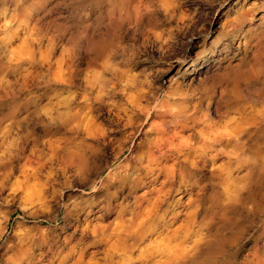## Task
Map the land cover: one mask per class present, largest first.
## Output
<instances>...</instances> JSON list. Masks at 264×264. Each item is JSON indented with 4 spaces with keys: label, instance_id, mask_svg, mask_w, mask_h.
I'll use <instances>...</instances> for the list:
<instances>
[{
    "label": "rangeland",
    "instance_id": "obj_1",
    "mask_svg": "<svg viewBox=\"0 0 264 264\" xmlns=\"http://www.w3.org/2000/svg\"><path fill=\"white\" fill-rule=\"evenodd\" d=\"M218 74L230 86L239 83L227 86L234 100L221 109L243 122L247 113L257 118L242 153L253 158L254 148L260 147L258 155L264 151V0H0V228L6 227L0 252L17 225L44 230L65 252L79 237L90 240L89 228L85 234L80 229L97 214H105V222L129 216L140 202L134 195L149 184L124 177L134 163L133 144L142 139L135 130L144 124L131 101L141 95V103L161 109L169 103L174 111L200 100L204 109L212 97L208 108L216 117ZM124 113L138 124L127 125ZM82 117L92 120L87 128ZM242 154L237 162L227 153L214 157L215 167L231 164V178L245 185L240 197L225 189L227 180L210 177L211 164L196 157V184L169 199L174 205L182 200L171 207L179 215L169 229L181 223L197 193V220L213 217L202 230L205 247L186 264H264V168L250 169ZM80 157L87 161L85 177L75 173ZM86 246L85 258L93 252L102 260V247ZM139 246L126 264H151L141 259ZM119 255L114 264L124 263Z\"/></svg>",
    "mask_w": 264,
    "mask_h": 264
},
{
    "label": "bare ground",
    "instance_id": "obj_2",
    "mask_svg": "<svg viewBox=\"0 0 264 264\" xmlns=\"http://www.w3.org/2000/svg\"><path fill=\"white\" fill-rule=\"evenodd\" d=\"M214 76L217 77V79L219 80L218 83L220 85V89L217 87L219 89L218 98L215 100V104H216L215 107H217L215 111L216 117L211 116L210 110L208 108L210 102L212 101V97L207 98L208 102L204 109H202V106H204L202 105V100L197 101L198 103L194 102L195 104L193 105L192 108L185 107L186 104H182V103L181 105H185V106L181 107V105L179 104L180 102L178 103L180 106L177 107L175 106V103L172 104L173 102H171V104L175 106V108L176 107L178 108V109H175L174 111L167 108L168 105H169V108L170 107L172 108V106L169 103L165 109L159 108L160 106L158 107V105L156 104L151 105V103H149V100H147V103L145 104L141 103V100H139L140 99L139 96L141 97V95H139L138 97L134 96L135 98L131 101L130 103L131 110L137 112V114L139 113L140 116L141 115L143 116L144 124L142 126L139 125L140 127L135 130L137 135L139 134L142 135V139L140 142L133 144V147L135 148V149L133 148L135 157L132 155L134 157V160L133 159L132 160L134 161V163L133 165H129V166L127 165L125 167L124 177L130 178V176L132 175V178L130 179H132L136 183H141L143 182L142 180L144 178H147V181L145 180L144 182L149 183L147 189H144L141 191V193L134 195L135 201L140 200L137 206H135L137 207V209H133V211L131 212L129 211L130 212L129 216L127 217L124 216L125 218L123 219L122 218L116 219L117 221L115 220L114 222H112L111 219H110L111 222L110 221L105 222L104 218H106V215L97 214L96 220H94L95 222L90 223V221H87L85 222L86 225H84V227L80 229L85 234L86 230L84 231L83 228H89L88 230L90 231V234H91V238H89L90 240L82 242L83 239L81 240L79 237L77 242L73 244L71 243V245H69V247L67 248L65 252H63L64 250L62 251L61 249H59L58 246L55 244L56 239L54 241L53 240L54 237L53 238L50 237L49 233H46L44 230H40L39 228H30V227L26 228V227L17 225L14 230L12 229L13 230L12 235L6 240L7 242L6 246L0 252V264H114V260L117 259V258L115 259V253H118L119 255L120 254L119 252H121V255H119V257L121 256L120 259L124 261L123 264H126V262L130 261V254H132L131 248L133 247L137 248V246H139V244L143 243L145 240H147L145 244L143 246L142 245L139 246L141 248H140V251L138 250L139 256L145 262L151 261V264H181L183 262L185 263L186 260H189L188 262L194 261L200 255L202 248L205 247L204 245L206 244L207 234L204 233L203 231L208 229V228L205 229L204 225L207 223L205 219L208 220L207 218L209 217L207 218L201 217L202 216L201 215L200 217L202 218L201 219L202 221L197 220L196 214L198 211L199 202L197 201L198 203H196V200H199L200 198L198 197L197 195L198 193H197L195 194L193 198L192 197L190 198V203H189L190 209L186 212V214L184 212L185 217L182 219L181 223H178L179 225H177L176 227L172 229H169L167 228V225L170 224L171 222L176 221L179 215V210L175 211V208L171 209V207L178 206V205L180 206L182 202V200H179V197H178L177 200L174 201L175 202V205H174V204H171L169 199L172 198V194L174 191H177V190L181 191V188L191 189L196 184L197 181L195 180V172H196L195 170L198 168V165L196 164L197 162L196 157H198L199 160H203L204 165L206 164L208 165V163L211 164L210 165V173H211L210 177L215 176L217 179H221L222 183H224L227 180L225 189L227 190L229 188L231 189L230 193H233L235 196L236 195L238 196L240 193V196H241L240 190L246 187H244L245 185L243 184L238 186L236 184L237 182L236 179H234L235 177L231 178V167H230L231 164L228 165L227 163L226 165L225 163L223 165L220 164L221 166L215 167L214 157L221 155L222 153H227L228 156H233L234 161L237 162L241 154L244 152L243 147L247 145L244 142V140H246L245 136H253L252 134L256 133V124H257L256 116L253 117L249 113L246 114V116L244 117L246 120L243 122L235 117L228 116L226 111L221 109V105L224 102H229V100H231L234 97V96L228 97L227 89H229L230 87H231L230 89H237L239 88V83L232 82V86H230L224 83V80L222 79L223 74H218ZM216 77H215V80H216ZM227 86H230V87L227 88ZM141 90L142 89H140L139 92H141ZM236 91L233 90L232 92L235 93ZM237 93L239 92L237 91ZM87 95L89 94L87 93ZM127 99L129 98L127 97ZM162 105L164 107V103H162ZM88 107H91V106L88 105ZM126 108L128 107H125V109ZM76 110H77V107H76ZM77 111L79 113L80 111L79 108ZM128 112H130V110ZM198 112L200 113L198 114ZM133 114L135 113L133 112ZM126 116H127L126 120L128 122L127 121L125 122H127V125H133V121H134L133 119H135V117L133 115H126ZM152 117L159 118L158 122L156 123V121H154L156 119H152ZM167 117H170V119L167 120ZM261 118L260 120H262ZM91 121L92 120L88 117L86 118L82 117L80 122L83 124L85 123V126H86V125H90ZM136 123L137 122H135V124ZM91 124L93 125V123ZM252 125L255 126L254 129ZM76 127H78V124ZM246 127L248 128L246 129ZM262 130L264 131V129ZM246 131L248 132L246 133ZM260 136H261V133H260ZM254 139L253 141H255ZM119 144H120L119 146H124L123 142L120 143L119 141ZM258 144L260 145V143ZM251 145L249 144V146ZM263 147L261 146L262 149ZM121 149L123 148L120 147V150ZM252 149L253 148L249 150L251 151ZM255 149L256 148H254L253 151H251L253 153L249 151L250 154L254 155L253 158H250L249 155L246 154L251 160V162L249 161L251 163L249 165L251 166L250 169L253 170L256 168V166L257 168L260 166V168L263 169L264 168V156L260 154H262L264 151H262V153H260L259 154L260 156H259L258 152H254L258 149L256 150ZM118 150L116 152H118ZM122 151L123 150L120 151L118 156L123 153ZM71 157L72 156H70V158ZM81 157L78 161L76 160L77 161L76 167L78 169H75L77 171L75 173L76 175L78 174L79 177H85L84 176L85 172H87L86 169H88L87 161L86 159L81 158ZM242 157H243V154H242ZM178 158L180 159L179 162L176 161L178 160ZM243 158L247 159L246 156ZM69 159H67V161H70ZM73 159L75 162V158ZM73 159H71L70 163H72ZM171 160L172 162H169ZM248 160L249 159H247V161ZM115 172L111 175H114L116 177V175H118L119 173L116 174ZM243 174H245V172ZM240 177H242V174ZM246 178L244 177V179ZM157 182H158V185H157ZM218 182L220 181L218 180ZM243 182L244 180L242 181V183ZM222 183H219V184H222ZM247 183H249V181ZM123 188H124V185H123ZM116 192L117 190L115 191V193ZM200 193H199V196L201 195ZM231 197L233 199V196ZM219 201L222 202L223 200H219ZM143 202H146V204H143ZM224 202L225 201H223V203ZM76 208H77V204L74 202V204L71 205V207L68 209L66 214L70 216V214L71 213L73 214V211L74 209L76 210ZM168 214H169V218H168L169 222L165 221V218L168 217L167 216ZM211 215L212 214H210V216ZM212 218L210 217L209 219H212ZM161 223L163 224V226H166L165 228L167 229L165 231L161 229V226H162V225L160 226ZM198 225H199L200 230L197 228ZM5 233H6V227L5 228L1 227L0 228V239H2ZM148 235L150 236V238L147 239ZM128 236H131L132 242L130 243L129 241H127L129 242V244L127 245L123 241ZM192 236L193 237L195 236V238H193ZM189 238L192 239L191 243L190 241H188ZM79 243H83V244L78 246ZM86 244H90L91 246L102 247L101 251L103 252V257L102 258L100 257L102 260H98L99 258L97 259V257L94 256L93 252H90L89 257L85 258V252H86L85 248L87 247Z\"/></svg>",
    "mask_w": 264,
    "mask_h": 264
}]
</instances>
